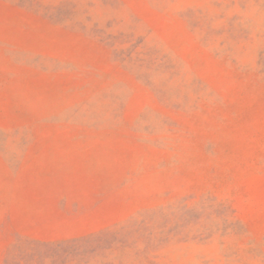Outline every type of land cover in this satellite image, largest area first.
Returning <instances> with one entry per match:
<instances>
[{
  "label": "rangeland",
  "instance_id": "374dc122",
  "mask_svg": "<svg viewBox=\"0 0 264 264\" xmlns=\"http://www.w3.org/2000/svg\"><path fill=\"white\" fill-rule=\"evenodd\" d=\"M0 264H264V0H0Z\"/></svg>",
  "mask_w": 264,
  "mask_h": 264
}]
</instances>
